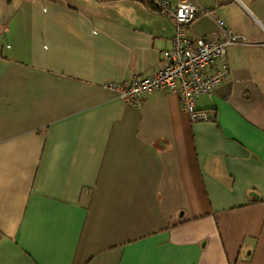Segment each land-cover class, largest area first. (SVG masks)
I'll use <instances>...</instances> for the list:
<instances>
[{"label":"crops","instance_id":"obj_1","mask_svg":"<svg viewBox=\"0 0 264 264\" xmlns=\"http://www.w3.org/2000/svg\"><path fill=\"white\" fill-rule=\"evenodd\" d=\"M187 1L244 38L196 122L104 86L170 49L147 0H0V264H264V0Z\"/></svg>","mask_w":264,"mask_h":264},{"label":"built area","instance_id":"obj_2","mask_svg":"<svg viewBox=\"0 0 264 264\" xmlns=\"http://www.w3.org/2000/svg\"><path fill=\"white\" fill-rule=\"evenodd\" d=\"M175 25L170 49L162 54L160 66L147 76L133 77L120 82H107L105 87L116 92L125 103L139 105L144 95L156 90L178 94L180 104L192 122L208 120L206 110L196 107L197 98L211 92L231 76L225 59L226 48L242 42L222 21L219 26L222 37H193L187 26L204 10L187 0L171 4L167 0H147Z\"/></svg>","mask_w":264,"mask_h":264},{"label":"trees","instance_id":"obj_3","mask_svg":"<svg viewBox=\"0 0 264 264\" xmlns=\"http://www.w3.org/2000/svg\"><path fill=\"white\" fill-rule=\"evenodd\" d=\"M149 5H151V4H149ZM153 6V5H152ZM153 7H155V6H153Z\"/></svg>","mask_w":264,"mask_h":264}]
</instances>
